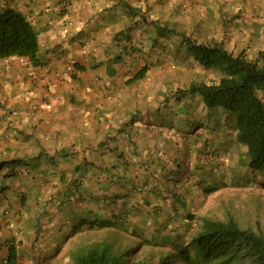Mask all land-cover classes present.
Wrapping results in <instances>:
<instances>
[{
	"label": "crops",
	"instance_id": "0c3cea01",
	"mask_svg": "<svg viewBox=\"0 0 264 264\" xmlns=\"http://www.w3.org/2000/svg\"><path fill=\"white\" fill-rule=\"evenodd\" d=\"M128 1L146 9L149 21L129 17L118 0H67L66 7L65 0L0 1L30 21L42 63L0 59V160L26 164L9 177L0 172V264L11 245L17 264H37L67 233L98 221L174 242L179 231L165 230L189 223L186 201L197 185L191 176L205 185L211 174L212 161L197 164L205 144L234 139L226 115L207 111L195 96L169 103L158 116L161 86L150 76L166 68L158 66L149 22L164 20L161 0ZM132 45L137 54L127 50ZM146 64L131 88L132 70ZM126 90L136 95L132 105ZM193 99L198 106H190ZM183 105L190 116L180 112ZM182 118L187 125H179ZM186 159L177 175L173 165Z\"/></svg>",
	"mask_w": 264,
	"mask_h": 264
},
{
	"label": "rangeland",
	"instance_id": "374dc122",
	"mask_svg": "<svg viewBox=\"0 0 264 264\" xmlns=\"http://www.w3.org/2000/svg\"><path fill=\"white\" fill-rule=\"evenodd\" d=\"M8 1L6 0V5H10ZM160 3L161 7L158 12L160 17L164 18L161 21H167L169 26L191 35L198 42H208L209 39L223 37L227 48L244 49L251 56L260 51L264 56V0H161ZM141 11L144 13L145 21H149L145 14L147 10L141 9ZM236 13L240 15L237 16ZM175 40L177 39L173 36L168 41L162 40L160 47L157 48L161 55L158 66L166 69L152 70L150 76L152 85L157 88L161 86V90L167 89L168 93L172 88L183 87L191 79L205 81L214 79L215 76L210 71L203 70L201 66L191 61L183 49L176 47ZM129 43L133 41L130 40ZM127 50L138 53V47L135 45ZM262 62L264 64V59ZM141 64L138 63L137 67ZM135 72L133 69L130 76ZM145 85L148 86L149 83ZM145 85L144 87L147 88ZM130 86L132 88L134 82ZM147 90L153 91L154 89L150 87ZM124 93L129 105H132L136 95L128 90ZM157 103L156 100L155 104ZM192 105L198 106L194 99L190 101V106ZM196 109L198 112L199 109ZM180 112L191 115L186 112L185 106ZM222 122L225 123V119H222ZM187 124V118H182L179 122V125ZM216 124H219L218 121ZM209 137L208 134L206 138L209 139ZM223 142H225L223 146L212 143L204 146L205 149H213L216 155V158L211 160L213 167L208 176V182L201 185L198 175L191 176L192 183L196 182L197 185L193 184L192 197L186 203L188 205L187 214L192 215L193 218L188 219L189 223L185 226L176 225V229L165 230L172 235L179 231L176 239L182 241L183 247L198 231L199 219L202 217L220 220L231 217L241 227L264 233V170H251L245 165L244 147L233 140ZM127 143L131 144L130 141ZM160 143L163 145V141ZM136 150L138 148L134 146L131 152L134 154ZM133 158H135L134 155L130 157V159ZM155 158L157 159V156ZM138 160L134 159L135 162ZM168 161H173V157ZM184 165H189L188 159L183 164L177 160L173 165L177 175ZM195 169L193 166L194 172ZM142 240L150 241L145 243ZM170 240L158 236L153 237L149 233L138 234L112 228L92 230L85 226L75 232L67 233L49 249L43 260L38 261L37 264H73L72 252L89 244H98L102 247L110 245L109 250H117L126 254L125 259L128 264H155L161 257L171 253L172 241ZM189 249L192 251L191 248Z\"/></svg>",
	"mask_w": 264,
	"mask_h": 264
},
{
	"label": "trees",
	"instance_id": "16d2710c",
	"mask_svg": "<svg viewBox=\"0 0 264 264\" xmlns=\"http://www.w3.org/2000/svg\"><path fill=\"white\" fill-rule=\"evenodd\" d=\"M118 1L129 17L134 19L138 16L139 20H145L140 7L136 8L128 0ZM149 23L156 32L154 47H160L162 40L168 41L170 37H176V47L183 49L192 62L215 76L208 81L191 79L183 87L172 88L168 93L167 89L161 90L162 100L157 105L158 116L161 119L165 117L167 112L164 111H168L169 103L197 97L207 111L220 110L232 123L235 130L233 141L244 147L245 165L251 170H264L263 54L258 51L251 56L244 49L227 48L223 37L198 42L191 35L169 26L167 21L155 19ZM38 49L37 33L30 21L15 8L0 9V58L26 57L32 65L39 66ZM147 70L148 64L137 70L126 83L143 79ZM213 151L208 148L200 160H197V164L199 161L200 164H205V158ZM21 164L24 163L15 158L0 160V172L4 171L3 175L9 177L18 172L16 168ZM4 189L5 186H2L1 190ZM191 218L192 215L187 214V219ZM199 222V229L190 243L185 245L186 248L181 244L172 246L171 253L155 264H264L263 232L241 227L231 217L225 220L202 217ZM111 225L110 222L98 221L88 226L96 229ZM75 231L77 230L74 229ZM142 241L148 243V240ZM124 254L109 250L108 246L89 244L73 251L71 258L73 264H128ZM6 263L17 264L16 250L12 245L8 248Z\"/></svg>",
	"mask_w": 264,
	"mask_h": 264
},
{
	"label": "clouds",
	"instance_id": "9594fccd",
	"mask_svg": "<svg viewBox=\"0 0 264 264\" xmlns=\"http://www.w3.org/2000/svg\"><path fill=\"white\" fill-rule=\"evenodd\" d=\"M66 1L67 0H65V4L63 5V7H66ZM38 53V52H37ZM10 57H17V56H10ZM7 58H9V57H7ZM23 58H26V57H23ZM0 59H4V58H0ZM28 59V58H27ZM28 62H29V60H28ZM30 63V62H29ZM31 64V63H30ZM42 64V63H41ZM34 66V65H33ZM40 66V65H39ZM214 158H216V155L214 154V153H211L210 155H208L205 159L207 160V162H211V160H213ZM206 162V163H207ZM87 228H90L88 225L86 226ZM96 228V227H95ZM110 228H112V229H116V227L114 226V225H111V226H107V227H103V228H96V229H110ZM91 229V228H90ZM80 230V229H79ZM92 230H95V229H92ZM122 231H129V230H127V229H124V230H122ZM129 232H134V231H129ZM134 233H136V232H134ZM150 240H148L147 242H149ZM181 240L179 239V240H177V239H175V241L174 242H171L172 244V246H174V245H176V244H181ZM108 243V242H107ZM188 243H190V242H188ZM187 242L185 243V245L186 244H188ZM182 245V244H181ZM109 248H110V245H109ZM125 256H126V254H124ZM165 257V256H164ZM162 258V257H161ZM160 258V259H161ZM159 259V260H160ZM158 260V261H159ZM128 263V262H127Z\"/></svg>",
	"mask_w": 264,
	"mask_h": 264
}]
</instances>
